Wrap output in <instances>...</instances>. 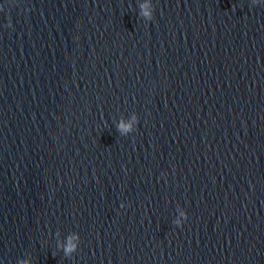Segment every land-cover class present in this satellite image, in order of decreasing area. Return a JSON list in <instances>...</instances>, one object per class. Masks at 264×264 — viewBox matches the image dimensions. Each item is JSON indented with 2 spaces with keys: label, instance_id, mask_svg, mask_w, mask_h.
<instances>
[{
  "label": "water",
  "instance_id": "95a60500",
  "mask_svg": "<svg viewBox=\"0 0 264 264\" xmlns=\"http://www.w3.org/2000/svg\"><path fill=\"white\" fill-rule=\"evenodd\" d=\"M144 2L0 0V264H264V2Z\"/></svg>",
  "mask_w": 264,
  "mask_h": 264
},
{
  "label": "clouds",
  "instance_id": "9594fccd",
  "mask_svg": "<svg viewBox=\"0 0 264 264\" xmlns=\"http://www.w3.org/2000/svg\"><path fill=\"white\" fill-rule=\"evenodd\" d=\"M262 2H264V0H262ZM141 9H142V15H144L145 17H147L149 19L152 18L151 6L147 2V0H145V2L141 4ZM135 122H136V117H135V115H133L131 120L120 123L118 125V127L122 133L130 132L133 130ZM186 217H187V213L184 210H181L178 218L175 221V224L180 225L182 223V220L185 219ZM76 239H78V236L74 235L73 240H76ZM76 246L77 245L75 243H72V242L67 243L65 246V251L66 252L73 251V250H75ZM22 264H28V261L24 260L22 262Z\"/></svg>",
  "mask_w": 264,
  "mask_h": 264
}]
</instances>
